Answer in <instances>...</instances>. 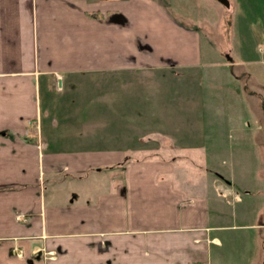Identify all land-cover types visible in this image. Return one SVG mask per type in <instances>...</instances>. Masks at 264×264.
Segmentation results:
<instances>
[{
	"label": "crops",
	"instance_id": "obj_1",
	"mask_svg": "<svg viewBox=\"0 0 264 264\" xmlns=\"http://www.w3.org/2000/svg\"><path fill=\"white\" fill-rule=\"evenodd\" d=\"M243 1L220 49L161 0H0V264H264V0ZM202 76L223 115L166 91ZM207 149L210 172L173 166Z\"/></svg>",
	"mask_w": 264,
	"mask_h": 264
},
{
	"label": "rangeland",
	"instance_id": "obj_2",
	"mask_svg": "<svg viewBox=\"0 0 264 264\" xmlns=\"http://www.w3.org/2000/svg\"><path fill=\"white\" fill-rule=\"evenodd\" d=\"M229 1H230V5L225 6L224 4H222V2L217 1V0H161L162 3L169 5L170 13L176 16L178 20H180L183 24L195 27L198 30L200 37L202 35H205L206 37H208V39H211L213 41L216 47L220 49L226 48L224 46L227 45L226 43L227 39H228L229 47L232 45L234 46V43H235L234 40L231 38L232 35L230 33L232 26L231 25L228 26V23L232 22V25H233L234 18L237 17V15L239 14L247 13V14L241 15L245 17L249 15L248 6H247L249 4L248 2L243 1V0H238V1L229 0ZM249 11H250V7H249ZM254 16L255 15L253 14V17ZM195 68L196 67H192V69H195ZM196 69H198V73H199L200 70H204V66L201 65V67L199 66V68H196ZM262 71L255 70L254 75L251 73L255 77L256 81H258L259 79L261 80L264 79V72ZM206 79L207 78L203 76L199 77V82L197 84L198 79L195 80V82L192 79V82L190 83L189 79L187 78V80H182L181 84L174 86V88L172 86L166 85V91L168 92V95H171L174 100L177 99L175 102L172 100L170 103L174 102V104H177L182 107L184 105V111H185L190 106L189 93L193 92L194 94H196L198 91L199 103H200L199 115L201 116L202 120L211 119V117L213 116L212 115L213 111H217L219 112L220 115H223V109L208 108L210 101L213 102V99H216V102L218 100L221 101V98L223 97V95L221 93L222 91L221 88H217L219 89V92L214 93L218 97L214 98L213 92L212 94H208L206 90L207 88ZM208 85L211 86V83H208ZM252 87H253L252 84L246 86L247 93L242 90L241 95L245 100H248V98L252 97V94H248V92L252 91L251 90ZM254 88H255V91H258L260 89L256 84L254 85ZM259 94H263V97H260L262 98L261 100H263V103H262L263 107L261 108V104L259 103L258 113H254L255 112L254 107H253L254 105L249 104L247 107V112L248 114L250 115L252 114L255 116L258 114L257 115L258 120H256V122H252V125H255L258 123L260 126H262L260 129H256V130H260L261 137H264V93L261 91ZM170 107L171 106H169V115L172 114V107L171 108ZM190 110H191V106H190ZM190 110H188L187 112H189ZM187 112L185 113L188 114ZM204 126L206 128L208 127L207 124H205ZM184 129H186L188 132L190 127L189 128L186 127ZM209 142L210 141H206V143H209ZM203 143H205V141H203ZM253 149H254V153H253L252 159L257 164L256 168L254 169L253 177L259 179L262 176H264V144L257 145L253 147ZM203 152H204L203 150L202 152L199 151V153L194 152L193 154H195L196 157L191 156L190 158H188V155L190 154H188L186 150H183L182 152L179 153V156H178L181 158H178L177 161H173V166L177 168L178 167L189 168L190 166H195L197 168L206 167V171L210 172V170H212L211 167L215 166L217 163H219V161H213V158L210 155L209 149H207L206 152L204 153ZM143 153H145V151H141L138 154L142 155ZM218 157L222 158V156H218ZM235 158H237V160L240 161L242 160L243 155L242 154L234 155L233 159Z\"/></svg>",
	"mask_w": 264,
	"mask_h": 264
},
{
	"label": "water",
	"instance_id": "obj_3",
	"mask_svg": "<svg viewBox=\"0 0 264 264\" xmlns=\"http://www.w3.org/2000/svg\"><path fill=\"white\" fill-rule=\"evenodd\" d=\"M218 1H220V2H222V3L227 5V1L226 0H218Z\"/></svg>",
	"mask_w": 264,
	"mask_h": 264
}]
</instances>
